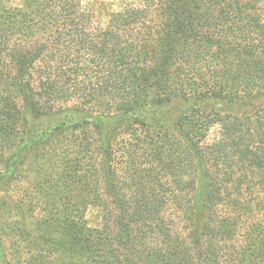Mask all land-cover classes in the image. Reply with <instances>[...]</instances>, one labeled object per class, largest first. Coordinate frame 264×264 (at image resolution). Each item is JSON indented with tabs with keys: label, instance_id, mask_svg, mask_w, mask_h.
Wrapping results in <instances>:
<instances>
[{
	"label": "trees",
	"instance_id": "trees-1",
	"mask_svg": "<svg viewBox=\"0 0 264 264\" xmlns=\"http://www.w3.org/2000/svg\"><path fill=\"white\" fill-rule=\"evenodd\" d=\"M16 1L0 0V264H264V106H202L264 92V0H139L105 27L91 0ZM179 105L174 129L153 122ZM32 161L51 172L28 193Z\"/></svg>",
	"mask_w": 264,
	"mask_h": 264
},
{
	"label": "rangeland",
	"instance_id": "rangeland-1",
	"mask_svg": "<svg viewBox=\"0 0 264 264\" xmlns=\"http://www.w3.org/2000/svg\"><path fill=\"white\" fill-rule=\"evenodd\" d=\"M139 0H91L92 5H94V15L99 20L100 24L102 26H106L108 24V20L110 15L113 12L122 10L126 5L128 4H134L138 3ZM18 2V0L16 1ZM203 108L209 110V111H220L223 113H231L235 115H239L242 117H252L254 120L256 110L260 108L261 106H264V92L257 96L255 99L251 100L249 104L243 105H230V104H224V103H218V102H209L202 105ZM180 110L179 107H173V106H167L163 110H149L150 114L156 118L153 122L157 125H159L160 129H174L176 124V118L178 115V112ZM36 161H32L31 163L26 162V164L23 166V185L22 188L28 191L31 189V187L36 184L38 176H48L50 174L49 165H39L40 170L38 167L36 168ZM38 165V164H37ZM51 168V167H50ZM30 188V189H29ZM169 216H173L174 219H176L175 222V229L180 232V219L176 217V215L172 212L169 214ZM89 220L92 224L96 221V215L92 214L89 216Z\"/></svg>",
	"mask_w": 264,
	"mask_h": 264
}]
</instances>
